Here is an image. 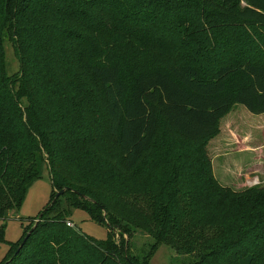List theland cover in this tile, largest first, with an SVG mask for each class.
I'll return each mask as SVG.
<instances>
[{"label": "trees", "instance_id": "obj_1", "mask_svg": "<svg viewBox=\"0 0 264 264\" xmlns=\"http://www.w3.org/2000/svg\"><path fill=\"white\" fill-rule=\"evenodd\" d=\"M237 105L264 150V0H0V219L44 167L52 188L0 264H148L162 243L264 264V183L221 184L209 155ZM75 209L106 237L68 225Z\"/></svg>", "mask_w": 264, "mask_h": 264}, {"label": "rangeland", "instance_id": "obj_2", "mask_svg": "<svg viewBox=\"0 0 264 264\" xmlns=\"http://www.w3.org/2000/svg\"><path fill=\"white\" fill-rule=\"evenodd\" d=\"M5 53L7 73L9 75L17 73L19 71V60L13 46L8 40L5 41ZM243 111L245 114L249 115L252 120H257L259 118V115L252 114L246 111L243 106L237 105L231 111L230 115L238 113V115L241 114V116L233 121L221 122L220 136L217 139L220 140L219 144L222 145L219 147L220 149L216 154H213V150H211L209 154L212 160L215 177L221 184L230 186L235 190H241L245 187H251L257 184L262 185L264 183L262 182L264 177L261 179L260 176H254L257 174L256 170L259 168H255V166L251 165L253 159H258L259 149L251 150L247 147L254 144V140L257 136L259 137V134L255 133V130H252V120L248 121L246 116H242ZM224 136H228V141H224ZM224 142H227V144L224 145ZM237 144L240 145L239 150L235 148ZM211 145H214V142ZM208 148L210 149L209 146ZM262 151L264 152V150ZM223 154L228 155L224 156ZM232 162L238 164L239 168L233 166ZM228 165H232V167L229 169ZM51 190L49 172L48 169L44 167L41 172V177L33 181L28 187L20 209L16 212L10 211L5 221L0 219V228L2 225H5L4 241H0V261L5 257L9 249L8 242H15L21 237L27 220L36 216L39 211L42 210L49 200ZM66 221L72 223L76 229L78 228L84 234L97 239L106 237L107 228L90 220L87 213L82 210L75 209L73 213L67 217ZM149 240L152 241L147 235L139 232L135 233L133 238H131L133 251L136 252L143 243H148ZM191 259L192 256L190 255H177L168 245L162 243L158 245L153 252L148 264H188Z\"/></svg>", "mask_w": 264, "mask_h": 264}, {"label": "water", "instance_id": "obj_3", "mask_svg": "<svg viewBox=\"0 0 264 264\" xmlns=\"http://www.w3.org/2000/svg\"><path fill=\"white\" fill-rule=\"evenodd\" d=\"M66 189H67V188H62L61 190L57 191V192L55 193V198L58 197L59 195L63 194L64 191H65ZM32 229H33V227L30 228V229L27 231L25 237L22 239V241H21V243H20L18 249L16 250V252L19 250V248L23 245V243L25 242V240L27 239V237L30 235V233L32 232Z\"/></svg>", "mask_w": 264, "mask_h": 264}, {"label": "crops", "instance_id": "obj_4", "mask_svg": "<svg viewBox=\"0 0 264 264\" xmlns=\"http://www.w3.org/2000/svg\"><path fill=\"white\" fill-rule=\"evenodd\" d=\"M259 149V154H258V156H257V160H259V161H261V162H263L264 161V154H263V152H262V149L261 148H258ZM260 151H261V154H260ZM262 165V164H261ZM259 173V172H258ZM254 176H257V177H264V173H261L260 172V174H255Z\"/></svg>", "mask_w": 264, "mask_h": 264}, {"label": "built area", "instance_id": "obj_5", "mask_svg": "<svg viewBox=\"0 0 264 264\" xmlns=\"http://www.w3.org/2000/svg\"><path fill=\"white\" fill-rule=\"evenodd\" d=\"M67 224L70 225V226H72V223H70V222H67Z\"/></svg>", "mask_w": 264, "mask_h": 264}]
</instances>
